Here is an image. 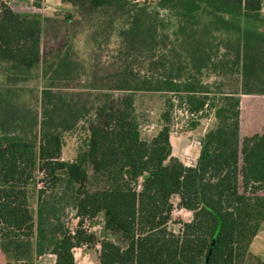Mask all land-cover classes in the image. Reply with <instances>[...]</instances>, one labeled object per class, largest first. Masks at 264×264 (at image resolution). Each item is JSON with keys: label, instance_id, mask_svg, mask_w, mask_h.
<instances>
[{"label": "trees", "instance_id": "trees-1", "mask_svg": "<svg viewBox=\"0 0 264 264\" xmlns=\"http://www.w3.org/2000/svg\"><path fill=\"white\" fill-rule=\"evenodd\" d=\"M68 1L78 16L111 10L108 22L117 21L118 37L132 47L137 39L149 37L159 52L153 62L157 67L139 76L122 64L112 73L109 89L117 94L102 106L100 118L89 123L85 148L73 161L60 158L62 126L52 121L45 103L50 86L41 91V118L33 137L0 135V247L7 261L30 262L33 254L50 251L55 264H77L74 247L91 249L98 244V264H264L249 250L264 219V127L259 133L240 136L239 96L264 94V89L249 90L242 80L238 90L218 91L212 97L207 85L191 74L180 82V67L174 65L179 56L174 44L180 41L187 45L186 67L199 73L211 59L206 37L212 30L234 27L246 36L248 31L240 28L237 19L256 17L263 0H151L153 6L147 0ZM32 5L40 8L42 0H32ZM64 17L70 20L73 14ZM57 21L16 11L0 0V60L25 69L39 65L44 30ZM99 28L94 32H102ZM162 38L168 48L163 41L160 48ZM240 42L235 64L244 75L251 64L244 39ZM137 90L184 94L179 102L184 101L192 115L213 110L214 124L200 136L194 165L171 153L172 99L156 134L140 136L134 108ZM87 167L103 179L101 188H87ZM35 170L52 185L61 174L66 176L78 217L74 230L61 225L51 236L46 234L40 207L34 228L27 185L33 182ZM174 194L178 206L191 211V219L177 230L168 226ZM98 215L100 237L83 222L85 217L94 222Z\"/></svg>", "mask_w": 264, "mask_h": 264}, {"label": "rangeland", "instance_id": "rangeland-1", "mask_svg": "<svg viewBox=\"0 0 264 264\" xmlns=\"http://www.w3.org/2000/svg\"><path fill=\"white\" fill-rule=\"evenodd\" d=\"M6 1L16 11L40 17L50 16L58 21L52 23L51 29L44 30L42 61L39 65L25 69L0 60V135L33 137L38 132L41 118L43 105L41 91L50 86L45 103L49 104L52 121L62 126L63 143L60 158L73 161L85 148L89 123L100 118L102 106L110 97L114 98L117 94L116 91L109 89L112 73L122 64H127L138 72L139 76L149 74L157 67L153 62L159 52L157 53L149 37L140 42L137 39L133 47L118 37L115 29L117 21L108 22L112 17L111 10L109 14L102 11L92 16H78L75 7L68 0H62L64 4L59 5L60 7L54 6L53 0H45L42 8L34 7L32 0ZM147 1L153 6L154 1ZM64 14H73V17L66 20ZM237 20L240 28L247 30L249 34L243 36L242 32H237L234 27L228 31L214 28L206 37L211 47V59L207 67L201 69L199 73L186 67L184 50L187 49V45L180 41L174 44L175 52L179 53L174 65L180 67L182 73L180 82L191 74L193 78L207 85L209 96L212 97L217 96L218 91L238 90L242 80L249 90L264 89V0L256 17H239ZM220 25L219 23L218 27ZM97 26L102 32H94ZM240 39H244L243 49L246 50L247 61L251 64L246 71L244 70V75L240 65L235 64L236 52L242 48ZM162 41L168 48L165 38L159 40L160 48L163 46ZM161 51L166 54L164 49ZM183 95L156 90H137L134 92V108L140 136L150 138L162 126V113L167 108L168 99H172L171 113L174 116L175 111L177 119L174 120L171 116L169 125L173 126L177 133L171 134V153L190 163L199 147L197 141L206 129L213 126L215 119L213 110L208 108L198 114L185 115L182 106L186 105L184 101L179 102ZM87 171V188L89 190L101 188L103 179L93 175L90 167H87ZM32 180L33 182L27 185V201L34 228L37 227V210L40 207L46 234L51 236L61 225L74 230L78 217L72 197L73 190L66 187V176L61 174V180L52 185L42 172L35 170ZM140 180L141 177L137 179V184ZM40 189L41 193L38 191ZM171 202L173 209L168 226L177 230L182 222L191 219V211L178 206L176 194L171 196ZM83 222L87 228L91 227L90 220L86 217ZM90 230L100 237L98 227ZM7 262L29 264L26 259L17 261L10 259Z\"/></svg>", "mask_w": 264, "mask_h": 264}, {"label": "crops", "instance_id": "crops-1", "mask_svg": "<svg viewBox=\"0 0 264 264\" xmlns=\"http://www.w3.org/2000/svg\"><path fill=\"white\" fill-rule=\"evenodd\" d=\"M42 5L45 3V0H42ZM54 6L60 7L59 5L64 4L62 0H53ZM42 5L40 8H42ZM240 136H250L262 131L264 127V94L259 93H240ZM171 143V136L169 137ZM199 143V141H197ZM199 147L197 148L193 161L190 163H186L183 158L179 155H176L184 164L186 165H194L196 158L198 156ZM95 220L90 221L89 224L91 228L98 227L101 231L102 220L101 216H97ZM99 219V220H98ZM76 249V250H75ZM249 250L260 256L264 259V219L257 230L255 236L252 238L249 244ZM74 259L77 264H98V252L99 246L98 244L94 245V248H86L85 245H80L74 247L72 249ZM5 255L0 247V264L7 263ZM29 264H55V254L46 251L41 254L35 255L33 254L31 261Z\"/></svg>", "mask_w": 264, "mask_h": 264}, {"label": "built area", "instance_id": "built-area-1", "mask_svg": "<svg viewBox=\"0 0 264 264\" xmlns=\"http://www.w3.org/2000/svg\"><path fill=\"white\" fill-rule=\"evenodd\" d=\"M182 108H183V112H184L185 115H189V114L192 115V113L187 111L186 107L182 106ZM175 113L176 112L173 111V115L174 116H172V118H174V120L177 119V116H175ZM172 127H170L169 136H171V134H176L177 133V131L175 129H173ZM12 264H16V263H12Z\"/></svg>", "mask_w": 264, "mask_h": 264}]
</instances>
